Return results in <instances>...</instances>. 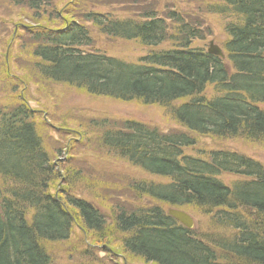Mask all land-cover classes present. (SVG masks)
<instances>
[{
	"label": "trees",
	"instance_id": "trees-1",
	"mask_svg": "<svg viewBox=\"0 0 264 264\" xmlns=\"http://www.w3.org/2000/svg\"><path fill=\"white\" fill-rule=\"evenodd\" d=\"M60 2L56 8L52 0H9L35 21L39 12L48 18L40 14L32 26L15 23V34L5 33L8 46L19 45L23 64L11 71L7 55L0 64V264H54L56 245L68 243L75 228L87 238L83 256L106 247L113 259L128 253L144 264H264V166L234 151L204 158L184 153L197 146L195 135L264 144V0ZM207 15L218 17L228 37L226 61L193 47L213 33ZM102 38L170 48L133 63L96 48ZM30 85L39 91L40 85H65L112 101L171 108L186 132L108 118L85 121L81 133L68 122L52 125L78 144L94 133L99 148L141 174L123 194L115 189L118 197L108 202L102 196L110 205L111 217L105 216L73 188L76 173L71 181L61 160L67 147L56 140L46 149L28 105ZM209 89L212 98L205 96ZM224 175L239 179L226 186L219 179ZM166 207L195 210L229 235L201 236L168 216Z\"/></svg>",
	"mask_w": 264,
	"mask_h": 264
},
{
	"label": "rangeland",
	"instance_id": "rangeland-1",
	"mask_svg": "<svg viewBox=\"0 0 264 264\" xmlns=\"http://www.w3.org/2000/svg\"><path fill=\"white\" fill-rule=\"evenodd\" d=\"M2 1L6 2L5 5L0 4V37L4 38L0 42V64H2L4 55H7L8 66L11 67L12 71V69L20 68V63L23 64V57L21 56L19 58V45L17 43L7 45L9 39L5 37V33L8 30V32L14 31L15 34L18 27V25H13L15 23L19 25L25 23L32 26L40 20V14L42 15V21L48 17L47 13L39 12L38 20L35 21L33 13L11 7L9 0ZM56 2L57 0H52V6L55 4L54 7H56L61 3L58 0L56 5ZM50 10L52 11L51 8L45 9L44 12H49ZM203 18L206 20L205 23L212 29L213 36L212 39L210 38L204 43L199 42L197 44L198 47L207 49L210 41H213L217 46H222L225 41V35L222 29H220L221 25L217 22L218 17L207 15ZM96 48L106 55L136 63L149 52H158L162 49L169 48V46L162 45L155 50H151L134 43L109 41L106 38H102L98 41ZM41 88L43 89L39 91L38 86L30 85L26 96L29 99V107L38 115V127L45 140L46 149L51 151L52 148H55L56 140L62 142V147H67L64 157L61 160L67 161L68 164L65 166L71 169L69 176L71 181L73 180V174L76 173L77 180L72 181L74 183L73 188L77 186V194L93 202L105 216L111 217L110 205L109 203L102 202V196L106 197L108 202L112 198L118 197L119 194L117 191L123 194L125 186H129L133 180L132 178L137 179L141 174L135 171L128 163H125L116 153L99 148V143L97 144L94 133L90 134V139L87 141V144H78L79 138H74L72 135H65L64 133L60 134L56 129L57 124L61 123L63 125V122H68L67 127L69 129L81 133L80 125L83 124L86 126L85 121L89 119L99 120L108 118L114 121L135 120L144 124L153 125L166 134L186 132L183 127L172 119L171 108L165 109L159 106L148 107L140 102L123 103L112 101L107 98L90 96L83 90L70 88L65 85H56L54 87L40 85ZM212 95V89H209L205 94L207 98L214 97ZM261 108H264V105ZM52 125L56 126L55 130ZM94 132L99 134L98 131ZM195 137L198 142L197 146L187 149L185 151L187 155L200 156L198 151H212L217 149L233 150L241 155L258 160L264 166V144L262 143L254 144L246 140H223L220 138H215V140L212 138L198 137L196 135ZM77 174H79L78 177ZM222 179L226 184L238 180V178L232 176H224ZM102 180H105L107 184L100 185L99 183H102ZM152 180H156V178H152ZM157 181L164 183V180L160 178ZM122 196L126 200V196ZM166 209L168 212L172 208L166 207ZM183 211L192 216L195 224L194 229L198 233L201 232V236L213 233L221 236H225V234L229 235V232H226V230L212 228L210 225V217L199 215L195 210L187 209ZM115 238L119 239V236ZM82 240H84V243H82ZM85 241L87 242V238L82 230L80 231L75 228L72 238L68 243L56 245L53 259L54 264H144L138 258L128 255V253H121L113 259L110 257L112 253L109 255L106 252V247H96L94 248L95 252L91 253V255L83 256ZM111 250L114 254L118 253V250H114L113 248Z\"/></svg>",
	"mask_w": 264,
	"mask_h": 264
},
{
	"label": "water",
	"instance_id": "water-1",
	"mask_svg": "<svg viewBox=\"0 0 264 264\" xmlns=\"http://www.w3.org/2000/svg\"><path fill=\"white\" fill-rule=\"evenodd\" d=\"M208 53L224 59V55H223L221 49L219 47L215 46L213 42L210 43ZM168 214H169V216H171L173 219H175L177 222H179L185 228H188V229L193 228L194 222H193L192 218L188 214H186L185 212L178 211V210H170L168 212Z\"/></svg>",
	"mask_w": 264,
	"mask_h": 264
}]
</instances>
